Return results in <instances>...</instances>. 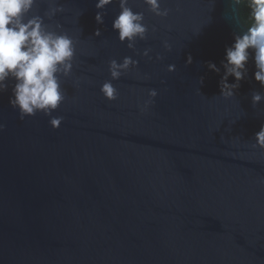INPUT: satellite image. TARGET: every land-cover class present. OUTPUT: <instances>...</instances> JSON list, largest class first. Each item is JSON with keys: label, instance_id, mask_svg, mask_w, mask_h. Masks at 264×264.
I'll use <instances>...</instances> for the list:
<instances>
[{"label": "water", "instance_id": "water-1", "mask_svg": "<svg viewBox=\"0 0 264 264\" xmlns=\"http://www.w3.org/2000/svg\"><path fill=\"white\" fill-rule=\"evenodd\" d=\"M49 2L37 0L34 12ZM96 2L57 0L64 11L45 20L76 43L66 99L51 116L22 121L9 105L14 82L0 93V264H264V152L253 147L264 101L251 104L261 90L254 64L230 99L220 97L223 69L207 68L220 67L247 30L238 5L162 0V19L129 0L148 26L133 52L112 29L118 4L97 24ZM146 48L151 59L140 55ZM125 56L138 66L112 81L109 103L100 93L108 63ZM150 89L157 96L141 112ZM61 116L53 130L49 119Z\"/></svg>", "mask_w": 264, "mask_h": 264}, {"label": "clouds", "instance_id": "clouds-1", "mask_svg": "<svg viewBox=\"0 0 264 264\" xmlns=\"http://www.w3.org/2000/svg\"><path fill=\"white\" fill-rule=\"evenodd\" d=\"M56 3L57 0H50L48 8L41 15L34 12L37 0H0V93L7 90L8 81L14 82L9 105L17 111L22 121L37 113L49 117L66 99L61 84L72 74L76 43L66 32L60 31V24L53 27L45 23V20L51 21L64 11L62 6H54ZM112 3L119 6V13L112 22L118 42L135 52L137 41H144L148 33L144 14L133 11L129 0H97V24H103L102 10ZM143 3L156 17L163 19L169 15V9L161 7L162 0H143ZM242 3L247 8V30L233 37L234 42L225 49L220 67L208 62L207 68L217 74L223 69L219 81L220 97L230 99L235 96L240 82L247 77V65L251 59L255 68L253 79L261 89L251 95V104L255 106L264 101V0H232L234 5ZM94 35L100 36L99 29ZM163 47L166 51L171 50L167 42ZM150 51L146 48L140 55L151 59ZM156 59L160 60L161 57L158 55ZM187 63H191L190 56ZM137 66L138 61L131 56H125L119 63L115 59L109 61V79L100 87L106 101L111 103L118 97L112 81L119 80ZM167 71L174 72L175 65L170 64ZM229 77L233 78V83H228ZM80 82V79H76L73 86L78 87ZM198 82L202 85L203 77ZM156 96L155 89L148 90V99L142 106L138 105L140 111H146ZM62 122V116L52 117L48 121L53 130L58 129ZM4 127L0 123V132L4 131ZM253 140V147L264 152V123Z\"/></svg>", "mask_w": 264, "mask_h": 264}, {"label": "trees", "instance_id": "trees-1", "mask_svg": "<svg viewBox=\"0 0 264 264\" xmlns=\"http://www.w3.org/2000/svg\"><path fill=\"white\" fill-rule=\"evenodd\" d=\"M238 15L240 22L247 28V8L243 3L238 5Z\"/></svg>", "mask_w": 264, "mask_h": 264}]
</instances>
